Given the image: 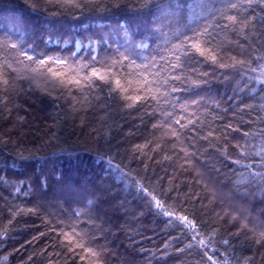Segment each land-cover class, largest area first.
Segmentation results:
<instances>
[{"label": "trees", "instance_id": "trees-1", "mask_svg": "<svg viewBox=\"0 0 264 264\" xmlns=\"http://www.w3.org/2000/svg\"><path fill=\"white\" fill-rule=\"evenodd\" d=\"M32 3L43 4L44 0H0V30L14 25L19 30L42 29L45 17L55 9L49 6L48 13L42 9L34 11L29 6ZM119 3V10L104 14L102 23L106 22L105 31L127 24L134 39L139 41L148 35L143 20L154 18L158 25H166L170 19L156 8L163 0H148L150 7H143L145 0H119ZM137 13L143 14L139 20L136 19ZM95 15L85 13L78 19L88 23V18ZM180 17L183 19V12ZM73 18L67 17L69 20ZM82 34V30L77 32L75 38ZM227 39L244 45L245 56L251 55L257 47L255 39L245 43L243 38L231 33L227 34ZM43 47L40 44V48ZM230 50L233 55L240 51L235 44L230 46ZM79 55L85 56V52ZM190 66L196 67L199 73H207L203 77L207 83L177 85L181 91L176 95L181 101L213 96L222 101L221 109H229L227 112H215V115L223 117L213 124L218 139L211 140L210 144L202 140L195 142L196 149H199L198 158L194 160L195 168L215 184L218 195L225 197L232 211L247 217L249 227L255 225L257 230H261L264 227V184L253 181L237 186L235 182L241 169L225 159L222 149L227 136V153L236 158L232 145L246 142L243 132H257L255 143L259 144V130L264 129V121L257 117L264 115L260 110L264 101L245 92L243 102L254 107L246 111H239L238 105L232 108L226 101L228 96L243 88V84L238 85L240 74L211 62L194 61ZM192 79H197V76ZM95 95L100 97L99 101L93 100L91 105L77 104L73 109L71 97L62 95L57 99L49 96L26 80L10 83L7 90L0 88V177L9 181L0 182V264H87L78 257L67 256L59 244H54L46 224L49 219L47 212L52 210L50 198L39 194L25 197L16 193L11 185L12 181L23 180L35 189L38 177L49 179L50 196L55 179L85 186L73 198V207L82 206L89 199L94 200L93 212L101 217L98 223L103 228L97 244L106 250L105 264H205L201 250L186 248L187 241L179 234L180 229L170 226L166 218L157 216L146 198L136 193L134 186L118 182L114 175L101 181L103 172L102 165L97 162V151L114 155L116 162L127 166L133 176L158 193L171 188L167 191L169 203L185 206L189 212L194 211L198 219L215 227L218 232L215 247L221 252H229L233 264H243L246 257L250 264H264V242L255 243V237L247 229L237 232L239 225L236 221L217 215L223 206L218 199L209 202L203 184L196 182L199 177L190 168H180L178 156L171 160L163 158L173 155L170 144H162L161 149L155 151L149 144L144 149L145 155L133 151V145H144L159 136L151 128L154 119L143 116L140 110L123 109L99 89L95 90ZM181 115L178 107L176 117ZM228 123L238 126L240 131L222 132ZM203 134L200 133L201 136ZM21 148L24 149L23 155L29 157L25 162H20ZM97 183L102 185V190L91 191L92 185ZM24 190L26 188H22V192ZM37 204L43 205L41 211L12 215L17 206L30 208ZM224 239L229 241L230 247L220 243Z\"/></svg>", "mask_w": 264, "mask_h": 264}, {"label": "snow or ice", "instance_id": "snow-or-ice-1", "mask_svg": "<svg viewBox=\"0 0 264 264\" xmlns=\"http://www.w3.org/2000/svg\"><path fill=\"white\" fill-rule=\"evenodd\" d=\"M29 6L34 11L42 9L45 13L51 6L55 11L45 17L42 29L19 30L14 25L0 30V88L7 90L10 83L26 80L49 96L57 99L62 95L71 97L73 109L77 104L91 105L93 100L99 101L100 97L95 95V90L99 89L123 109L140 110L143 116L154 119L151 128L159 136L144 145H133V151L145 155L144 149L149 144L153 145V151L161 149L162 144H170L173 155L163 158L171 160L178 156V166L190 168L199 177L196 182L203 184L209 202L218 199L223 206L217 215L236 221L239 225L237 232L247 229L255 237V243L264 242V227L261 230H257L255 225L249 227L247 217L232 211L225 197L218 195L215 184L210 183L209 178L194 165L199 151L195 142L202 140L210 144L211 140L218 139L213 124L223 117L215 115V112H227L229 109H221L222 101L213 96L181 101L176 95L181 91L177 85L207 83L203 79L207 73H199L196 67L190 66L192 62H211L221 68L235 70L241 76L238 85L243 84V88L228 96L226 101L232 108L238 105L239 111H246L254 107L243 102L245 92L264 101V0H163L156 8L170 17L168 23L158 25L154 18L143 20L148 35L139 41L134 39L127 24L105 31L106 22L102 23L104 14L119 10V0H44L43 4L32 3ZM143 7H150L148 0ZM85 13L96 15L89 17L88 23H83L78 18ZM142 15L137 13L136 19ZM70 16L74 18L67 19ZM81 30V37L75 38ZM228 33L243 38L245 43L255 39L257 47L251 55L245 56L244 45L228 40ZM40 44L44 45L42 49ZM233 44L240 50L236 55L230 50ZM49 45L56 47L50 48ZM82 51L85 56L79 55ZM194 75L197 79H192ZM178 107L182 113L180 118L176 117ZM260 110L264 112V103ZM257 119L264 121V115ZM224 130L239 132L240 128L228 123L222 132ZM201 132L204 133L202 136ZM242 134L246 142L232 145L236 158L227 153V136L222 149L225 159L241 169L235 183L237 186L253 181L264 184V129L259 130V144L255 143L257 132ZM23 153L21 148L20 162L29 159ZM96 158L102 165L101 181L114 175L118 182L134 186L136 193L146 198L157 216L166 218L170 226L180 229L179 234L187 241L186 248L201 250L205 264H233L229 252H221L215 247L218 235L215 227L198 219L195 212H189L185 206L169 203L167 191L171 188L159 193L154 188L150 189L107 152L97 151ZM0 182L9 183L4 177H0ZM11 185L16 193L25 197L39 194L50 198L52 210L47 212L49 219L46 224L54 244H59L67 256L78 257L87 264H105L106 250L97 244L103 228L98 223L101 217L93 212L94 200L89 199L86 204L73 207V198L84 190V185L55 179L51 196L48 178L38 177L35 189L23 180L12 181ZM22 188L26 190L22 192ZM97 189L102 190L100 183L91 187L93 192ZM42 207L41 204L30 208L17 206L12 215L36 213ZM220 243L230 247L227 239ZM243 264H250V259L246 257Z\"/></svg>", "mask_w": 264, "mask_h": 264}]
</instances>
